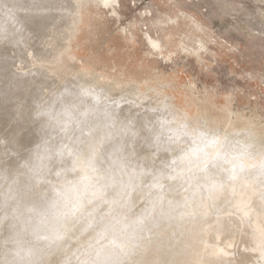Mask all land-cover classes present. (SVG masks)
Segmentation results:
<instances>
[{
  "label": "rangeland",
  "instance_id": "1",
  "mask_svg": "<svg viewBox=\"0 0 264 264\" xmlns=\"http://www.w3.org/2000/svg\"><path fill=\"white\" fill-rule=\"evenodd\" d=\"M0 166V264H263L264 0H0Z\"/></svg>",
  "mask_w": 264,
  "mask_h": 264
},
{
  "label": "bare ground",
  "instance_id": "2",
  "mask_svg": "<svg viewBox=\"0 0 264 264\" xmlns=\"http://www.w3.org/2000/svg\"><path fill=\"white\" fill-rule=\"evenodd\" d=\"M67 33H68V32H67ZM31 40H32V39H31ZM154 42H155V41H154ZM154 42L152 41V43H154ZM154 44H155V43H154ZM157 44H158V43H157ZM157 44H156V45H157ZM157 46H158V45H157ZM16 69H17V68H16ZM45 78H46V77H45ZM19 95H20V94H19ZM3 100H4V99H3ZM17 106H18V105H17ZM11 115H12V113H11ZM9 116H10V115H9ZM10 117H11V116H10ZM16 117H17V116H16ZM2 119H3V118H2ZM9 120H10V119H9ZM93 122H94V121H93ZM96 123H98V122H95V124H96ZM124 123H125V122H124ZM3 124H4V123H3ZM23 124H24V123H23ZM98 124H99V123H98ZM10 125H11V124H10ZM100 125H101V124H100ZM32 126H33V125H32ZM32 126H31V127H32ZM93 126H94V125H93ZM98 126H99V125H98ZM23 127H24V126H23ZM123 127H124V126H123ZM1 128H2V127H1ZM4 128H5V127H4ZM93 128H94V127H93ZM100 128H101V127H100ZM119 128H120V127H119ZM103 129H104V128H103ZM2 130H3V129H2ZM36 130H37V129H36ZM29 131H30V130H29ZM89 132H90V131H89ZM113 132H114V131H113ZM124 132H125V131H124ZM121 133H122V132H121ZM84 134H85V133H84ZM126 134H127V133H126ZM27 135H28V134H27ZM86 135H87V134H86ZM92 135H93V134H92ZM122 135H123V134H122ZM81 136H82V135H81ZM111 136H112V135H111ZM117 136H118V135H117ZM28 137H29V136H28ZM34 137H35V136H34ZM64 137H65V136H64ZM74 137H75V136H74ZM108 137H109V135H108ZM121 137H122V136H121ZM125 137H126V136H125ZM67 138H68V137H67ZM91 138H92V137H91ZM104 138H105V137H104ZM114 138H115V137H114ZM115 139H117V138H115ZM84 140H85V139H84ZM20 141H21V140H20ZM71 141H72V140H71ZM112 141H113V140H112ZM71 143H72V142H71ZM3 145H4V144H3ZM8 145H9V144H8ZM56 145H57V144H56ZM90 145H91V143H90ZM90 145H89V146H90ZM6 146H7V145H6ZM16 146H17V145H16ZM71 146H72V145H71ZM74 146H75V144H74ZM65 147H66V146H65ZM90 148H91V146H90ZM86 149H87V148H86ZM88 150H89V149H88ZM63 151H64V150H63ZM82 151H83V150H82ZM85 151H86V150H85ZM89 151H90V150H89ZM255 151H256V150H255ZM83 152H84V151H83ZM64 153H65V152H63V154H64ZM90 153L92 154V152H90ZM87 154H88V152H87ZM98 154H99V153H98ZM98 154H97V155H98ZM100 154H101V153H100ZM82 155H83V154H82ZM88 155H89V154H88ZM63 156H64V155H63ZM65 156H66V155H65ZM72 156H73V155H72ZM84 156H85V155H84ZM30 157H32V156H30ZM78 157H79V159H80V156H78ZM78 157H77V158H78ZM90 157H91V156H90ZM82 158H83V157H82ZM28 159H29V158H28ZM32 159H33V158H32ZM34 159H35V158H34ZM74 159L76 160L75 157H74ZM8 160H9V159H8ZM11 160H14V159H11ZM71 160H72V159H71ZM81 160H82V159H81ZM100 160H101V159H100ZM5 161H6V160H5ZM15 161H16V160H15ZM32 161H33V160H32ZM77 161H78V160H77ZM85 161H86V160H85ZM75 162H76V161H75ZM18 163H19V162H18ZM18 163H17V164H18ZM72 163H73V162H72ZM80 163H81V162H80ZM80 163H79V164H80ZM82 163H83V161H82ZM9 164H10V163H9ZM17 164H16V165H17ZM19 164H20V163H19ZM28 164H30V162H28ZM28 164H27V166H28ZM35 164H37V163H35ZM95 164H96V163H95ZM4 165H5V164H4ZM4 165H3V166H4ZM6 165H8V163H7ZM13 166H15V165H13ZM20 166H22V165L20 164ZM92 166H93V165H92ZM96 166H97V165H96ZM0 167H1V166H0ZM18 167H19V166H18ZM22 167H23V166H22ZM78 167H79V166H78ZM4 168H5V167H4ZM7 168L9 169V167H7ZM13 168H14V167H13ZM20 168H21V167H20ZM33 168H34V167H33ZM35 168H36V166H35ZM90 168H91V167H90ZM28 169H29V168H28ZM76 169H77V168H76ZM10 170H11V169H10ZM16 170H18V169H16ZM24 170H25V169H24ZM26 170H27V169H26ZM26 170H25V171H26ZM3 171H4V170H3ZM5 171H6V170H5ZM5 171H4V172H5ZM12 171H13V170H12ZM18 171H19V170H18ZM18 171H17V172H18ZM8 172H9V171H8ZM10 172H11V171H10ZM13 172H14V171H13ZM15 172H16V171H15ZM15 172H14V173H15ZM17 172H16V173H17ZM21 172H22V171H21ZM16 173H15V174H16ZM28 173H29V172H28ZM31 173H32V172H31ZM31 173H30V174H31ZM12 174H13V173H11V175H12ZM15 174H13V175H15ZM30 174H29V175H30ZM79 174H80V173H79ZM9 175H10V174H9ZM18 175H19V173H18ZM18 175H17V176H18ZM20 175H21V174H20ZM8 177L10 178V176H8ZM11 177H12V176H11ZM19 179H20V178H19ZM34 179H35V178H34ZM87 179H88V178H87ZM99 179H100V178H99ZM99 179H98V180H99ZM22 181H23V180H22ZM22 181H21V182H22ZM27 181H29V180H27ZM32 182H33V181H32ZM46 182H47V181H46ZM101 182H102V181H101ZM18 184H19V183H18ZM30 184H31V183L28 182V185H30ZM20 185H21V183H20ZM22 185H23V184H22ZM24 186H25V185H24ZM20 187H23V186H20ZM18 189H19V186H18ZM246 189H247V191H245L243 194L240 195V196L242 197V199H243L246 195H247V196H248V195H249V196L253 195L252 193H253L254 191H253V189L251 188V186H248ZM43 190H44V189H43ZM256 193H257V192H256ZM43 195H44V194H43ZM46 195H47V194H46ZM254 195H255V194H254ZM240 196H238V197H240ZM237 199H238V198H236L235 201H236ZM239 199H240V198H239ZM244 199H245V198H244ZM247 199H248V198H247ZM247 199H245V200H247ZM209 200H210V199H209ZM212 201H213V200H212ZM212 201H210V203H211ZM239 201H240V200H239ZM239 201H237V202H239ZM207 202H209V201L207 200ZM240 202H241V201H240ZM213 203H214V202H213ZM211 204H212V203H211ZM242 204H243V203H242ZM205 205H208V204L205 202ZM209 205H210V204H209ZM210 206H211V205H210ZM211 207H212V206H211ZM253 207H254V206L252 205V208H253ZM256 207H257V206H256ZM204 208H205V207H204ZM207 208H208V207H207ZM207 208H206V209H207ZM246 208H247V207H246ZM249 208H251V207H249ZM249 208H248V209H249ZM255 209H256V208H255ZM77 216H78V215H77ZM84 217H85V216H84ZM13 220H14V219H13ZM16 225H18V224H16ZM82 228H84V227L82 226ZM256 228H257V230H258V231H256L257 239H258V238L260 239V246H259V250H258V253H257V254H260V255L262 256V254L264 255V253H263V252H264V248H263V245H264V241H263V240H264V239H263V238H264V227H263V228H260L259 226H256ZM80 229H81V228H80ZM84 229H85V228H84ZM78 230H79V229H78ZM83 231H84V230H83ZM83 231H82V232H83ZM85 232L87 233V230H85ZM83 233H84V232H83ZM75 234H76V233H75ZM196 234H197V233H196ZM10 238H11V237H10ZM80 238H81V237H80ZM255 238H256V237H255ZM13 239H14V238H13ZM16 239H17V238H16ZM16 239H15V240H16ZM197 239H198V237H197ZM15 240H14V241H15ZM195 240H196V238H195ZM195 240H194V241H195ZM17 241H18V240H17ZM198 241H199V240H198ZM198 241H195V242L198 243ZM255 241H256V239H255ZM11 242H13V241H11ZM11 242H10V243H11ZM82 242H84V241H82ZM13 243H14V242H13ZM13 243H12V244H13ZM16 243H18V242H16ZM16 243H15V244H16ZM3 246H4V245H3ZM8 246H9V245H8ZM18 246H19V245H18ZM1 248H2V247H1ZM190 248H192V247H190ZM64 249H65V248H64ZM4 250H5L4 248L0 249V258L2 257V255H3L2 253L4 252ZM10 250H11V249H10ZM61 250H62V249H61ZM6 252H7V251H6ZM9 252H10V251H8V254H9ZM11 252H12V251H11ZM20 252H21V251H20ZM78 252H79V251H78ZM159 252H160L159 250H154L152 253L150 252L149 255H150L151 257H152V256H156V255L159 254ZM219 252L223 253L224 250H223L222 248L214 247V248L208 249V253L206 252V253H205V254H206L205 256H208V255L213 256V255L216 254V253L219 254ZM76 253H77V252H76ZM6 254H7V253H6ZM143 254H144V253H143ZM143 254H142V255H143ZM160 254H161V253H160ZM207 254H208V255H207ZM138 255H139V254H138ZM6 256H7V255H6ZM205 256H204V257H205ZM210 256H209V257H210ZM142 257H143V256H142ZM142 257H140V258H142ZM159 257H160V256H159ZM159 257H158V258H159ZM262 257H263V256H262ZM17 258H18V257H17ZM24 258H25V257H24ZM124 258H125V257H124ZM202 258H203V257L198 258V259L195 261V264H206L207 262H205V259H202ZM207 258H208V257H207ZM207 258H206V260H207ZM136 259H137V258H136ZM210 259H211V257H210ZM252 259H254V258H252ZM252 259H251V262H252ZM256 259L258 260V259H260V257H259V258H255V260H256ZM262 259H263V258H262ZM21 260H22V258H21ZM59 260H60V259H59ZM62 260H63V259H62ZM152 260H153V259H152ZM157 260H158V259H157ZM208 260H209V259H208ZM208 260H207V261H208ZM260 260H261V259H260ZM64 261H65V260H64ZM130 261H131V260H130ZM139 261H140V260H139ZM235 261H236V260H235ZM246 261H247V259H246ZM3 262H4V261H3ZM57 262H59V261H57ZM192 262H193V261H192ZM233 262H234V261H233ZM240 262H241V261H240ZM240 262H239V263H240ZM254 262H255V261H254ZM259 262H260V261H259ZM262 262H263V264H264V260H263ZM5 263H6V262H5ZM64 263H65V262H64ZM146 263H147V262H146ZM208 263H209V261H208ZM210 263H211V262H210ZM237 263H238V262H237ZM237 263H236V264H237ZM241 263H243V262H241ZM245 263H246V262H245ZM57 264H58V263H57ZM67 264H68V263H67ZM190 264H191V263H190ZM212 264H213V263H212ZM233 264H234V263H233ZM246 264H248V263H246Z\"/></svg>",
  "mask_w": 264,
  "mask_h": 264
}]
</instances>
